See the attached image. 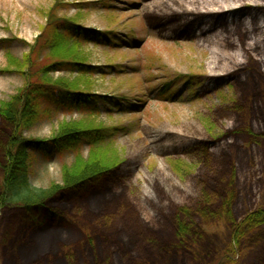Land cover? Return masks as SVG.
Instances as JSON below:
<instances>
[{"label":"rangeland","instance_id":"obj_1","mask_svg":"<svg viewBox=\"0 0 264 264\" xmlns=\"http://www.w3.org/2000/svg\"><path fill=\"white\" fill-rule=\"evenodd\" d=\"M66 1L71 6L61 15L110 30L118 42L81 46L78 58L100 67L94 73L48 76L64 78L76 91L125 96L138 107L112 115L102 109L90 117L47 111L25 132L45 139L62 123L80 120L116 127L102 148L120 164L91 189L53 201L52 219H33L13 204L3 207L0 264H264V227L238 246L223 214L226 209L240 221L264 206V0H243L225 11L179 9L185 16L172 28L163 19L178 8L162 5L160 12L150 6L154 0ZM52 3L0 0V40H10L7 50L17 60L30 50L18 40L35 43ZM7 50L0 46V105L28 83V74L10 67ZM168 81L175 94L161 97ZM10 132L0 116V185ZM91 152L89 144L79 151L85 160ZM30 157L27 175L40 189L61 183L64 166L78 154ZM205 192L216 194L211 206L223 216L194 215L203 233L179 246L177 213L195 211ZM231 244L233 263L226 259Z\"/></svg>","mask_w":264,"mask_h":264},{"label":"trees","instance_id":"obj_2","mask_svg":"<svg viewBox=\"0 0 264 264\" xmlns=\"http://www.w3.org/2000/svg\"><path fill=\"white\" fill-rule=\"evenodd\" d=\"M70 6L66 0H53L51 6L45 10L46 22L41 33L32 45L24 39L13 38L30 49L22 61L17 60L13 53L7 50L10 40H0V46L7 50L10 67L14 66V71L23 75L28 74V83L24 88L0 105V116L11 125L10 138L4 146L6 164L3 166L4 174L0 185V210L13 204L36 220L41 217L54 218L57 216L56 212L49 207L53 201L69 196L73 192L91 189L120 164L116 158L111 161L106 149L102 148V145L109 143L111 136L118 129L113 126H92V122L80 120L62 123L54 137L45 139L28 137L25 132L35 127L43 113L47 111L82 112L90 117L99 115L102 109L112 115L115 109L138 107L132 106L125 96L76 91L70 88V84L64 78L53 80L48 76L58 71L80 72L85 75L94 73L100 67L87 64L78 58L81 46L88 42L109 47L116 46L118 42L111 36L110 30L101 31L85 27L77 19L61 15L63 10ZM107 6L111 7L109 4ZM44 52L48 54L44 56ZM45 59L49 62L42 65ZM173 84V81L164 83L161 97H173L175 94ZM83 144L91 146V156L87 160L79 153ZM33 152L41 153L48 158L73 152L78 154V159L71 166H64L61 183L53 182L49 187L37 189L32 186L27 175L28 162ZM214 197L216 198V194L205 192L199 198L200 204L195 211L187 213L185 208H181L177 213L176 242L179 246L191 244L193 238L198 240L203 233L200 225L192 218L194 215L200 216L202 220L223 216L220 211L212 209ZM226 204L228 207L229 201ZM223 214L238 246L242 239L264 227V206L249 213L240 221L234 220L231 212L226 209H223ZM235 250V244H231L230 250L226 252V259L231 263L235 262L233 259Z\"/></svg>","mask_w":264,"mask_h":264},{"label":"bare ground","instance_id":"obj_3","mask_svg":"<svg viewBox=\"0 0 264 264\" xmlns=\"http://www.w3.org/2000/svg\"><path fill=\"white\" fill-rule=\"evenodd\" d=\"M253 1V0H251ZM243 0H154L153 4L150 6H155V10L160 11L162 5H166L167 7L170 8H178L176 9L175 13H172L171 15H167L163 21L167 22V27L172 28L177 20L183 18L185 16L186 12L179 11V9H184V10H191L193 11L194 9L193 6H200L199 9L203 10H209V11H225V9H231L235 8L238 5H242ZM254 3L257 4V0H254ZM147 6V7H146ZM144 6V8L149 9V4ZM205 8V9H204ZM161 12V11H160ZM153 22L157 21V19H153ZM185 25H189V21H184ZM187 30V28H184ZM206 30H202V34H205ZM196 35H200L199 33H194L193 36L196 37ZM227 56L225 58L232 59L234 58V53L232 54L230 51L226 53ZM215 66L219 64L218 60H213L212 61ZM230 64V62L228 63ZM214 69V68H213Z\"/></svg>","mask_w":264,"mask_h":264}]
</instances>
